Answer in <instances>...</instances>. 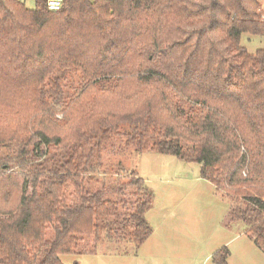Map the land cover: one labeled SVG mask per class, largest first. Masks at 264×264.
<instances>
[{"label":"trees","instance_id":"trees-1","mask_svg":"<svg viewBox=\"0 0 264 264\" xmlns=\"http://www.w3.org/2000/svg\"><path fill=\"white\" fill-rule=\"evenodd\" d=\"M243 33L264 36V0H64L58 11L0 0V264H64L103 240L138 250L152 235L155 192L137 169L89 183L96 167L74 134L90 125L99 148L119 137L199 163L232 199L228 224L264 250V51L250 54ZM67 72L76 93L44 97ZM96 95L106 107L82 125ZM125 119L142 130L119 131ZM67 146L50 166L51 148Z\"/></svg>","mask_w":264,"mask_h":264},{"label":"rangeland","instance_id":"rangeland-1","mask_svg":"<svg viewBox=\"0 0 264 264\" xmlns=\"http://www.w3.org/2000/svg\"><path fill=\"white\" fill-rule=\"evenodd\" d=\"M21 1L29 8L35 7V0ZM241 45L250 54L264 51V36L243 33ZM79 83L78 76L67 72L55 80L56 86L53 83L44 88V97L68 98L76 93ZM93 98L91 113L95 115L96 110L106 107V95ZM96 116L84 112L79 123H93ZM58 119L62 120L63 115L58 114ZM103 125L109 127L106 123ZM142 128L138 120L132 119H125L118 126L119 131L132 134ZM74 135L85 145V152L96 167L89 180L93 188L120 183L122 174L117 173L120 163L138 170L147 186L155 192L149 214L153 233L138 250L128 243L112 244L103 240L94 254L61 255L64 264H214L213 254L225 246L230 250L229 264H264V250L245 234L247 226L241 221L228 224L232 199L223 190L217 191L213 184L200 178L199 163L152 151L150 144L143 152L135 151L119 137L113 140V145L99 148L95 145L97 131L91 125L79 132L77 129ZM68 146L61 150L51 148L50 166H56L58 158L70 149ZM233 198L236 204L242 203L240 196L234 195ZM177 211L179 221L168 225L162 215L167 220ZM93 241L92 237L86 238V248L90 249Z\"/></svg>","mask_w":264,"mask_h":264},{"label":"crops","instance_id":"crops-1","mask_svg":"<svg viewBox=\"0 0 264 264\" xmlns=\"http://www.w3.org/2000/svg\"><path fill=\"white\" fill-rule=\"evenodd\" d=\"M201 179H202V177H200ZM211 183V182H210ZM212 184V183H211ZM213 186H214V184H213ZM153 208V207H152ZM152 208L147 212V214H146V217H147V219H148V221L149 222H151L152 220H150V218H149V214H151V212H152ZM177 215H180V213L177 211V213H173L172 214V216L169 218V219H167L166 220V218H164V216L165 215H162L163 216V219H164V221L168 224V225H173V224H175L176 222H178L179 221V217L177 216ZM151 224V223H150ZM149 240V239H148ZM148 240H146V242L145 243H147V241ZM144 243V244H145Z\"/></svg>","mask_w":264,"mask_h":264},{"label":"built area","instance_id":"built-area-1","mask_svg":"<svg viewBox=\"0 0 264 264\" xmlns=\"http://www.w3.org/2000/svg\"><path fill=\"white\" fill-rule=\"evenodd\" d=\"M64 0H47V6L52 11H58L62 8Z\"/></svg>","mask_w":264,"mask_h":264}]
</instances>
